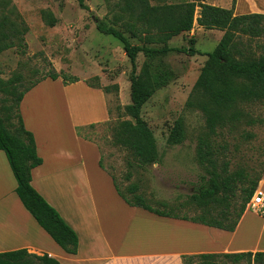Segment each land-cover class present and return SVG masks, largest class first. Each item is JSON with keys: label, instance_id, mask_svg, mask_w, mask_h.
Here are the masks:
<instances>
[{"label": "rangeland", "instance_id": "rangeland-1", "mask_svg": "<svg viewBox=\"0 0 264 264\" xmlns=\"http://www.w3.org/2000/svg\"><path fill=\"white\" fill-rule=\"evenodd\" d=\"M189 1L193 0H169L170 3ZM116 2L117 0H83L85 7H81L77 0H0V23L6 24L3 27L9 34L14 33L12 29H16L22 44L19 48L13 47L0 53V80L7 81L21 76L17 88V92H20L25 86L55 70L68 79L76 77L86 84L109 88L108 92H104L110 113L109 120L83 131L101 152L102 163L107 170L99 166L103 175L113 176L129 198L132 196L127 192V187L135 184L138 193L153 208L164 211L172 209L179 216H195L199 210L189 203V197L195 191L199 177L204 174L195 152L198 137L205 131V124L201 112L189 108L187 101L207 60L205 55L213 51L223 32L204 30L194 23L190 32L172 38L168 46L188 48V40L193 38V48L198 54L190 56L173 51L153 61L169 79L162 80L165 84L142 106L140 116L153 133L158 161L145 167L134 165L129 168L127 160L130 154L112 144L111 125L122 120H132L125 116L123 111L124 106L130 102L129 80L132 67L122 44L112 36L99 32L96 27L98 22H104L107 26L124 31L120 22L116 25L113 23L114 16L119 14L115 7ZM231 2L232 0H205V3L222 8H230ZM235 7L243 13L264 14V0H236ZM42 12H47L54 18L53 27L45 22ZM124 33L131 44H141L129 33ZM13 40L16 42L15 38ZM247 40L242 39L243 42H248ZM248 43L254 48L255 44L264 43V38ZM22 50L24 53H21ZM146 61L144 55L138 53L136 75L140 73ZM45 80L42 92L39 91L38 95L27 99L26 111L22 113L38 114L37 117L53 128L55 136L58 137L60 130L65 131L66 125L55 114H89L90 109L94 107L92 101L97 100L88 98L82 86L62 91L56 80ZM115 86L117 90L114 89ZM5 98L7 97L0 92V116L6 123V116H10V122L16 124L14 99L9 98V101L4 102ZM4 106H8L9 111L3 110ZM242 113V121L223 130L221 136L216 138V143L227 147L224 161H228L229 172L244 169L251 177H256L262 175L264 170V104L245 106ZM178 119L183 120L185 139L181 144L168 145L167 137ZM43 129L40 127L41 134L45 136ZM70 145L72 152H78L73 142H70ZM93 159L88 151L87 164L91 165ZM127 176L129 179H126ZM91 185L96 187V190L106 188L102 182ZM58 186L62 189L59 184ZM48 187L55 191L57 184ZM75 189H79L78 182L75 183ZM263 217L264 214L254 215V211L249 210L243 231H240L238 236L242 243L253 244L256 241L255 237L264 227ZM219 263L231 264L223 259H220Z\"/></svg>", "mask_w": 264, "mask_h": 264}, {"label": "trees", "instance_id": "trees-1", "mask_svg": "<svg viewBox=\"0 0 264 264\" xmlns=\"http://www.w3.org/2000/svg\"><path fill=\"white\" fill-rule=\"evenodd\" d=\"M77 1L81 7H85L83 0ZM235 4L236 0H232L230 8H222L205 3V0L180 3H170L169 0H117L115 7L119 14L114 16L113 23L116 25L120 22V27L124 31L107 26L104 22L97 23L99 32L112 36L122 44L132 67L129 80L130 102L123 108L125 116L132 120H122L111 125L112 144L130 154L127 160L129 168L134 165L145 167L158 161L155 138L140 116L142 106L165 84L162 80L169 79L153 61L173 51L187 53L190 56L198 54L193 48V38L188 40L190 44L188 48L168 46L172 38L190 32L194 23L204 30L223 32L213 51L205 55L207 60L187 101L189 108L201 112L205 124V131L198 137L195 152L204 174L199 177L195 191L189 197V203L197 208L199 213L187 217L175 214L172 209L169 211L155 209L138 193L135 184L127 187V192L132 196L129 198L109 174L115 191L127 205L142 208L158 216L233 232L246 209V204L253 197L264 170L262 175L256 177H251L244 169L229 172L228 161H224L227 147L216 143V138L221 136L223 130L242 121V109L245 106L264 104V43H257L254 48L248 43L264 38V14L235 15ZM42 17L50 27L55 25V20L49 13L42 12ZM5 25L4 22L0 23V53L22 45L18 31L12 29L14 33L9 34L5 32L3 27ZM124 32L129 33L141 44H131ZM243 38L248 39V42H243ZM21 53H24L23 50ZM138 53H142L147 61L136 75ZM46 78L51 80L60 78L64 85L79 81L76 77L68 79L54 70L48 76L32 82L17 92L21 76H15L7 81L0 80V92L8 98V100L5 98L4 102L9 101V98L14 99L17 120L14 124L10 122V116H6V123L0 116V151H3L7 158L17 184L15 192L23 207L64 252L75 255L78 250L76 233L31 186V171L42 164V159L37 155L32 133L24 128L19 105L23 96ZM87 85L103 92L109 91V88H102L100 85L92 86L88 83ZM114 89L117 90V87ZM3 110L9 111V107L4 106ZM95 125L78 126L75 132L77 136L92 142L83 131ZM184 139V123L178 119L167 137V144L178 145ZM99 166L106 170L101 152ZM126 179H129V176ZM220 259L231 264H264V252L184 255L182 263L220 264ZM0 264L60 263L47 254L37 255L28 252L27 249H18L1 252Z\"/></svg>", "mask_w": 264, "mask_h": 264}, {"label": "crops", "instance_id": "crops-1", "mask_svg": "<svg viewBox=\"0 0 264 264\" xmlns=\"http://www.w3.org/2000/svg\"><path fill=\"white\" fill-rule=\"evenodd\" d=\"M234 13L246 14L237 7ZM44 81L23 96L19 112L26 111L29 97L42 92ZM55 82L62 91L82 86L88 98L97 100L92 101L94 107L89 114H65L66 118L55 114L66 125L58 137L38 114H20L42 159V164L31 171V186L76 233L78 250L75 255L64 252L23 207L15 192L17 184L7 158L0 151V253L27 249L37 255L47 254L60 264H183L184 255L264 252V227L253 244L242 243L238 237L249 210L245 209L235 230L227 232L127 205L115 191L112 179L99 168L97 146L75 132L78 126L109 120L104 92L87 86L81 79L69 85L59 78ZM40 127L44 128L45 136ZM70 142L77 146L78 152L71 151ZM88 151L94 157L91 165L87 164ZM76 182L79 189H75ZM96 182H102L106 188L96 190L90 186ZM53 184H57L55 191L48 187ZM256 189L264 194V174Z\"/></svg>", "mask_w": 264, "mask_h": 264}, {"label": "built area", "instance_id": "built-area-1", "mask_svg": "<svg viewBox=\"0 0 264 264\" xmlns=\"http://www.w3.org/2000/svg\"><path fill=\"white\" fill-rule=\"evenodd\" d=\"M246 210H253L256 213L264 214V194L256 191L250 201L246 204Z\"/></svg>", "mask_w": 264, "mask_h": 264}]
</instances>
